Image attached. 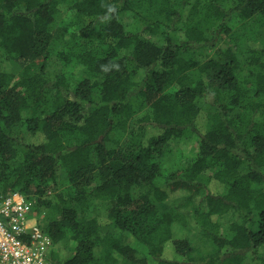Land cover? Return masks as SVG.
Masks as SVG:
<instances>
[{
  "label": "trees",
  "instance_id": "obj_1",
  "mask_svg": "<svg viewBox=\"0 0 264 264\" xmlns=\"http://www.w3.org/2000/svg\"><path fill=\"white\" fill-rule=\"evenodd\" d=\"M186 137L199 152L167 174ZM16 191L48 214L54 264L140 262L110 224L156 264H244L248 251L264 264V0H0V195ZM177 191L199 200L211 253L177 231L190 225Z\"/></svg>",
  "mask_w": 264,
  "mask_h": 264
},
{
  "label": "rangeland",
  "instance_id": "obj_2",
  "mask_svg": "<svg viewBox=\"0 0 264 264\" xmlns=\"http://www.w3.org/2000/svg\"><path fill=\"white\" fill-rule=\"evenodd\" d=\"M132 20H133V17L131 14L125 15L124 22L126 24H130L132 22ZM250 39L253 40V38H250ZM227 40H228L227 43L231 42V40L229 38ZM214 52H215V49H212L210 47H204V48H201L199 50L198 54H199V57L203 58V57H206L209 55L211 56ZM15 68H16V71H18L19 67L17 64H16ZM60 69H61V64L58 62L56 63V61L51 66V71L56 72ZM203 105H204V107L208 108L207 104H203ZM198 152H199V139L197 137H193V138H187L186 137V138L173 139L171 141L169 153L165 157V171H166V173L167 174L172 173L174 168L178 165H185L187 163V161H189V159L194 157ZM163 179L164 178L162 177L160 180H163ZM57 184H58L59 188H61V189L68 188L70 186L69 178L67 176V172L63 168H60V170H59L58 178H57ZM141 191H145V186L144 187H140V186H134L133 187V193L135 195L140 194ZM173 195H174V199L178 198L176 201L179 200V203L182 204V207H180L179 210L182 211L187 216V219L190 221L189 227L177 225V227H179V228H177V231L182 236H189L190 240L192 241V243L196 247V250L198 253H204V254L211 253L215 248L214 243L211 241V239H209L208 237H206L202 234V231L194 223V220H193L194 207H195V205H199V200L197 199L194 201V203L188 204L187 199L184 197L185 194L180 193V191H177ZM160 205H161V209H165V208L169 207V205H166L164 203H160ZM104 206H106V205L98 202V205L96 206V211L94 213L95 214H98V213L101 214V212H103V210H101V209ZM202 210L203 211L207 210L206 203H204L202 205ZM46 214L44 213L42 215L44 220L46 217H48V214L47 215ZM107 221L110 224V221L109 220H107ZM235 221H240V217L237 214H235L233 211L226 213L225 215H223L220 218V223L222 225L223 230H225V232H229L228 229L231 227V224ZM107 226L108 227H106V229L109 231V233L114 234L115 237L120 238L125 243L130 244L137 249V256L141 260L137 264H156V259L150 255L148 248L145 245L141 244L136 239H134L130 233H128L126 231H121L116 226L111 225V224L107 225ZM258 250L264 252V246H262ZM69 251H70V249H68L66 251V253L62 252V255L64 253V255L67 256ZM164 255L169 259L180 258V256L175 251L173 245H171V244H169V246L167 245V248L164 252ZM119 264H122V263H119ZM244 264H258L257 260L255 258V255L252 251L247 252Z\"/></svg>",
  "mask_w": 264,
  "mask_h": 264
},
{
  "label": "built area",
  "instance_id": "obj_3",
  "mask_svg": "<svg viewBox=\"0 0 264 264\" xmlns=\"http://www.w3.org/2000/svg\"><path fill=\"white\" fill-rule=\"evenodd\" d=\"M53 239L22 192L0 195V264H54Z\"/></svg>",
  "mask_w": 264,
  "mask_h": 264
},
{
  "label": "clouds",
  "instance_id": "obj_4",
  "mask_svg": "<svg viewBox=\"0 0 264 264\" xmlns=\"http://www.w3.org/2000/svg\"><path fill=\"white\" fill-rule=\"evenodd\" d=\"M108 10H109V12H113V11H115V8L114 7H109ZM104 70L107 71V68H105Z\"/></svg>",
  "mask_w": 264,
  "mask_h": 264
}]
</instances>
